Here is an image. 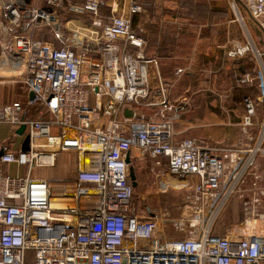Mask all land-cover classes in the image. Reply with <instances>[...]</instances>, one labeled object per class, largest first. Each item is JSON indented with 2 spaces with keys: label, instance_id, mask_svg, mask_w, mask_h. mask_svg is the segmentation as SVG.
<instances>
[{
  "label": "built area",
  "instance_id": "1",
  "mask_svg": "<svg viewBox=\"0 0 264 264\" xmlns=\"http://www.w3.org/2000/svg\"><path fill=\"white\" fill-rule=\"evenodd\" d=\"M60 2L48 0L52 7ZM102 4L86 0L68 9L92 20V31L81 39L76 32L65 35L52 12L5 7V30L12 41L3 50L24 59V88L35 98L0 107V125L12 127L14 135L25 126L24 136L30 138L29 151L5 150L0 159V264H264V236L213 233L231 196L264 194V128L260 135L250 134L257 102L250 96L243 99V135L235 147L248 148V156L240 169L239 152L228 155L193 139L176 141L174 121L186 105L172 104L162 83L152 85L150 68L159 62L148 57L146 40L123 17L103 21ZM241 4L264 32V0ZM232 8L244 22L235 2ZM40 27L49 28L59 45L36 39L34 30ZM251 48L248 43L229 57ZM256 79L245 72L236 76V83L254 86ZM27 107L38 109L26 115ZM135 149L158 164L165 160L173 176L194 177L195 194L189 200L196 205L195 219L175 222L181 231L190 227L191 235L161 237L157 218L139 213L127 164ZM62 153L77 155L74 179L53 182L33 176L35 169L54 167ZM10 165L25 167L27 174H9ZM208 213L212 216L204 226L201 217Z\"/></svg>",
  "mask_w": 264,
  "mask_h": 264
},
{
  "label": "crops",
  "instance_id": "2",
  "mask_svg": "<svg viewBox=\"0 0 264 264\" xmlns=\"http://www.w3.org/2000/svg\"><path fill=\"white\" fill-rule=\"evenodd\" d=\"M105 2L109 9L107 15H118L129 20L133 26L132 29L146 40L148 54L158 58V66L150 68L152 85L156 87L162 83L168 89V98L172 104L186 105L185 113L174 122L176 141L193 139L203 144L215 142L236 146L242 136L241 127L244 118L241 96H257L256 98L260 100L262 96L259 92L262 88L260 89L258 82L254 86L246 87L236 84L239 90L235 96L226 84L220 83L222 80L226 83L233 76L236 79V76L242 74L238 73L240 71L246 72L248 70L246 64L249 65V70H254L250 68L254 63L250 52L243 56L229 57V52L248 43L239 42L238 36L222 39L221 35L213 32V29L204 30L206 28L204 23L192 22L186 17H180L179 5L170 0H156L154 6L161 10L156 16H152L147 9H144L138 0H105ZM9 4L20 11L38 8L52 12L69 38L72 32L82 37L92 31L88 27L92 20L71 17L66 11L74 5L72 0H61L58 7L50 6L48 0H0V107L13 102L26 103L30 94L23 86L22 93L19 94L20 99L14 100L16 93L12 95L9 86V83L14 82L15 76L10 66L12 60L6 57V52L3 50V45L12 41L5 30L7 22L3 17L5 7ZM135 7H139L140 10L134 13ZM229 22L235 23V20L230 19ZM44 30L49 34H45ZM33 36L42 42L59 45L49 28H36ZM50 36H52L51 39ZM261 57L264 70V53ZM254 67H256L255 63ZM179 69L183 70L180 74L177 73ZM232 94L234 99L230 100ZM144 111L151 113L152 109ZM258 121L259 118L256 116L255 128L258 127L259 130L260 121ZM250 134L254 136L252 130ZM24 140L25 136L14 135L12 127L0 125V150L2 148L10 151L22 150ZM74 154L77 159L76 153ZM134 156L135 150L131 153L132 162ZM44 169L48 168L35 169L33 176L47 181H59L42 177L40 173L34 175ZM6 171L15 176L27 174L25 167L16 165L8 166ZM76 173L77 167L74 164L71 176L60 180L74 179ZM186 178L194 181V177Z\"/></svg>",
  "mask_w": 264,
  "mask_h": 264
},
{
  "label": "rangeland",
  "instance_id": "3",
  "mask_svg": "<svg viewBox=\"0 0 264 264\" xmlns=\"http://www.w3.org/2000/svg\"><path fill=\"white\" fill-rule=\"evenodd\" d=\"M102 1L103 4L100 9V14L102 20L106 21L111 17V15H107L109 12L108 6L106 5L105 0ZM206 2H210L209 6L213 9H211V15L209 16L208 21L202 22L206 26L204 30L210 31L213 29V32L221 35L222 39L224 37L238 36L237 39L239 42L244 41L245 44L251 43L252 51L250 52V55L254 58V63L256 64V67H254V70H252L251 73L258 78L256 80H258V83L260 84L262 81L260 76L264 79V70L261 65L262 57L258 55V52L259 54L264 53V34L261 33L255 24L249 19L244 6L241 4V0H206ZM234 2L238 5L239 11L244 18V22L238 20L237 15L232 8V4ZM66 11H68V14L71 15V17L78 18L75 14H71L69 10ZM214 17L216 19H214ZM230 19H234L235 23L229 22ZM90 26L91 24L88 27ZM46 28L47 27H45V29ZM44 31L46 32L45 34H49L48 31ZM257 37H259V39H257ZM51 38L52 36H50V39ZM5 54L6 57L12 60L10 66L15 72L14 82L9 83L10 90L12 91L11 94L13 95L15 92L16 97L14 100H19V94L22 93L21 89L24 86V80L26 78L24 72L25 61L12 50H9ZM246 66H248V64ZM6 74L9 75V73ZM85 78L86 77L83 76L82 80L84 81ZM218 83L220 82L218 81ZM220 84H226L227 88L232 90L234 95L235 93L237 94V91L239 90L234 76L231 80L228 79L226 83L222 80ZM8 89L9 88H7V91ZM259 93L262 96V99L260 100L256 98L257 96L249 95L257 102L256 111L257 117L260 121H258L259 130L257 129L258 127H256L254 131L252 129L254 136L260 135L261 130L264 128V92L261 89ZM233 94L231 95V98H229L230 100L234 99ZM241 98L243 102L245 95L241 96ZM12 101L13 100H11V102ZM91 104H94L93 96ZM142 112L145 111L142 109ZM241 135H243L242 127ZM205 146L228 155L233 152H239V159L236 161L237 169H240L247 160L248 148H236L230 144H219L215 142L213 144H205ZM75 159L76 156L74 153H62L59 155L57 164L54 167L41 170L40 172H36L34 175H38L40 173L42 177H48L53 180L70 177L73 173ZM226 160L230 164L231 159L227 158ZM261 161H263L262 165L264 170V160ZM132 166L134 167L138 183L134 191V202L139 213L146 216H155L157 218L158 224H160L161 229L164 230L162 234L163 236L161 237L167 239H183L191 235L190 227H186L185 231H181L183 228L181 226H177L175 222L182 218L189 221L195 219L196 205L190 202L191 199L189 200V197H191L193 193L195 194L193 179L179 178L169 174L167 162L165 160H162L160 164H158L156 159H152L150 156L142 153L138 149H135ZM261 183L264 185L263 182ZM251 195V192H242L241 194L238 193L231 196L227 200L213 223L214 234L226 236L230 233L238 236H248L249 234L246 233V230L248 229L249 223L254 220H262L264 223V194H262V192H254V194L252 196ZM221 197L222 196L219 197L217 202L221 200ZM256 200L257 202H255ZM214 207L215 205L213 208ZM211 216V213L202 216L201 221L203 222L201 224L206 226L210 221ZM187 226H190V223ZM192 232L194 235L199 233L198 231Z\"/></svg>",
  "mask_w": 264,
  "mask_h": 264
},
{
  "label": "trees",
  "instance_id": "4",
  "mask_svg": "<svg viewBox=\"0 0 264 264\" xmlns=\"http://www.w3.org/2000/svg\"><path fill=\"white\" fill-rule=\"evenodd\" d=\"M179 5L180 8V17H186L190 19L192 22H205L208 21L209 16L211 15V6L210 2H206V0H170ZM74 5H81L86 2V0H72ZM156 0H138V3L142 4L144 9H147L152 16H156L160 9H157L155 5ZM46 10V9H45ZM214 19H216L214 17ZM249 19L255 24V26L260 30L261 33L264 32L257 26V24L252 20L250 17ZM148 57H151L147 52ZM158 59V58H157ZM159 61V60H158ZM247 65V64H246ZM254 68V63L250 66V68ZM248 70L246 72H251L249 70V65L246 66ZM238 73H245V72H238ZM38 107H27L26 115H34L37 112ZM146 110V109H143Z\"/></svg>",
  "mask_w": 264,
  "mask_h": 264
},
{
  "label": "water",
  "instance_id": "5",
  "mask_svg": "<svg viewBox=\"0 0 264 264\" xmlns=\"http://www.w3.org/2000/svg\"><path fill=\"white\" fill-rule=\"evenodd\" d=\"M29 98L30 100H33L35 98V95L33 92H30L29 94ZM127 114H129L127 112ZM25 126H22L17 132L16 134L19 135V136H24V133H25ZM29 145H30V138L29 136H26L25 137V140L23 142V145H22V151L23 152H26V151H29ZM5 154V149L2 148L0 150V159L1 157ZM127 164L129 165V171H130V180L132 182V185L134 188L137 187L138 183H137V178H136V174H135V170H134V167L132 166V161H131V156L129 155L128 158H127Z\"/></svg>",
  "mask_w": 264,
  "mask_h": 264
},
{
  "label": "bare ground",
  "instance_id": "6",
  "mask_svg": "<svg viewBox=\"0 0 264 264\" xmlns=\"http://www.w3.org/2000/svg\"><path fill=\"white\" fill-rule=\"evenodd\" d=\"M76 39H81L80 36H76ZM264 223L261 221H254L249 224L248 229L246 230L248 234H254L257 236H264Z\"/></svg>",
  "mask_w": 264,
  "mask_h": 264
}]
</instances>
